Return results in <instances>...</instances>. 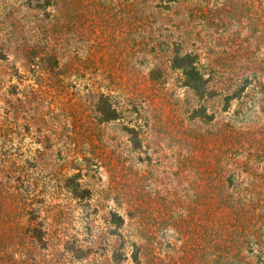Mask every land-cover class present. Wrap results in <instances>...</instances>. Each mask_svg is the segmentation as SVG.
Segmentation results:
<instances>
[{"label":"rangeland","instance_id":"1","mask_svg":"<svg viewBox=\"0 0 264 264\" xmlns=\"http://www.w3.org/2000/svg\"><path fill=\"white\" fill-rule=\"evenodd\" d=\"M0 264H264V0H0Z\"/></svg>","mask_w":264,"mask_h":264},{"label":"trees","instance_id":"2","mask_svg":"<svg viewBox=\"0 0 264 264\" xmlns=\"http://www.w3.org/2000/svg\"><path fill=\"white\" fill-rule=\"evenodd\" d=\"M173 67L181 71L185 86L192 90L194 93L203 91L210 82L208 78H205V74L203 72L204 67L202 66L197 55L191 53L180 55L176 57ZM152 76L153 79H156V75L154 73L152 74ZM242 79L240 80V82L242 81ZM245 83H247V80H245ZM231 87H234L232 83L230 84V89H232Z\"/></svg>","mask_w":264,"mask_h":264}]
</instances>
